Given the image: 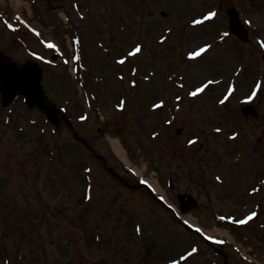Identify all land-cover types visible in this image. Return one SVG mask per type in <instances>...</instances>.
<instances>
[{
	"label": "rangeland",
	"instance_id": "1",
	"mask_svg": "<svg viewBox=\"0 0 264 264\" xmlns=\"http://www.w3.org/2000/svg\"><path fill=\"white\" fill-rule=\"evenodd\" d=\"M32 1L43 6L41 17L44 20L34 19L33 9L29 11L27 5L17 8L11 0L0 1V51H6L16 61L25 62L32 60L30 54L41 53L43 42L56 45L49 60L56 55L58 61L57 64L44 65L43 87L52 102L66 107L79 136L94 147L95 153L108 159L109 152L113 151L107 139L117 136L114 134L117 129L109 130L110 123L131 121L132 128L128 122H124L126 128H131L130 131L120 123L122 136L119 140L123 141L135 164L131 168L126 164H122V167L116 163L112 165L111 161L110 164L122 175L125 174L124 170H129L130 180H133V175L138 177L135 167L141 170L145 178H156L171 203L178 208V218L185 215L197 222L205 228L206 233L201 235L208 239L212 237L209 239L212 245L217 242L227 244L224 249L229 254L232 243H227L228 231L215 227L217 221L225 217L224 223L234 226L239 219H248L258 204L264 207V196L262 200L261 196L254 198L247 195V187L245 189L243 186L249 183L252 188L259 182L264 189V45L261 44L264 41V0H221L223 6L214 11L217 12V23L225 26V33L228 34V11L232 6L237 7L241 11L242 21L250 30V40L247 44H240L228 34L212 46L213 49L203 60L189 63L188 70L182 69L187 74L181 72V75H184L187 85L190 83L189 89H193L210 81L214 85L220 78L227 81L234 77L237 68H241L238 80L240 91L225 105L220 98L227 82L216 88H208L202 97H187L186 93L183 96L174 85L168 94L160 88L159 79L154 83L145 50L143 55L139 53L137 57L123 55L130 52L131 47H126L122 54L115 47L117 51L114 53L106 44L107 27L113 33L118 32L122 29V23L115 19L108 24L106 18L117 7L112 4L105 6V3L116 0H105L102 5L99 0H61L58 11L53 12L46 0ZM117 1L121 4L125 0ZM170 1L174 13L175 5L181 8V12L192 14L184 18L187 24L193 19L190 20L194 12L201 15L204 10L198 4L206 3L204 0ZM129 3V9H133L132 6L139 9L137 0H130ZM160 5L165 9L154 3L147 11L150 15L135 28L141 34V44L146 50L154 46L157 48L159 35L156 25L153 26L156 29L154 38L147 37L151 26L167 20L169 15L163 11L171 13L167 5ZM184 7L192 9L188 11ZM37 10L40 8L37 7ZM65 12L73 23L64 24L61 17L65 18ZM136 14L135 20H138ZM12 21L17 24V36L5 26ZM49 23H61L67 30L70 27L79 31L82 39V43H79L84 46L91 64H94L90 66L85 84L95 95L98 107L93 104L92 108L84 107L83 95L77 91L68 65L72 55L71 41L57 44V31L51 33ZM65 32L63 27L61 34ZM132 36L139 39L136 34ZM185 39L187 36L183 31L176 38V46L167 51L174 60L170 69L179 68L176 61L185 49ZM207 39L195 41L194 45L187 44L184 53L209 42ZM166 41L171 42V39L167 38ZM166 41L163 45H166ZM236 45L239 48H235ZM234 49L235 53H232ZM167 52L165 46L158 48L155 51L157 61L159 56L165 58ZM121 60L125 62L121 64ZM160 60L161 64L158 62L155 68L158 73H164L165 60ZM135 68L139 69L143 80L133 78ZM118 74H123L124 78L120 80ZM136 80L138 86L132 88ZM251 88L257 90L254 104L259 116L256 119L246 118L240 113V103L245 101ZM213 94L216 98L210 99ZM161 101L164 108L159 111L154 105ZM121 103L123 108L119 106ZM25 108L23 102L18 100L9 108V117L6 115L0 120V137L3 133L7 134L5 145L3 140L0 145V264H172L173 260L179 261V264H209V256L213 259L211 263L219 261V256L216 257L217 254L208 245L185 230L182 218L179 221L143 191L133 192L119 187L102 169V165H95L98 162L93 156L83 158L84 150L74 140L73 134L65 128L55 131L49 124L37 127L41 124L34 125L38 114L32 111L25 113ZM29 113L33 115L26 119ZM140 115L145 117V121L140 119ZM82 117L84 120L80 121ZM164 120L168 125H164ZM14 122L16 128L13 127ZM139 124L143 129L137 130ZM17 127L23 131L17 132ZM177 128L183 129L181 135L176 134ZM151 132L155 134L153 139ZM15 136L25 138V142H22L25 143L23 152H20L19 143H13ZM40 137V147L32 152L35 139ZM190 140L196 142L190 144ZM4 149L8 150V154ZM83 163L85 168L89 167V183L84 172H81ZM215 164H219V168ZM169 180L173 184L171 189L167 184ZM156 194L164 196L160 189ZM230 214L234 215L235 221L230 220L233 217ZM259 217L253 224H264V211L260 212ZM253 224L248 226L249 230L239 229L251 244L243 241L239 235L236 240L257 257L255 259L252 255L255 264H264V229L260 232V239L253 237ZM149 245L155 246L152 255L147 258L146 249L153 248ZM196 248L204 249L205 259L200 254L188 256ZM235 253H232L231 264H247L241 255Z\"/></svg>",
	"mask_w": 264,
	"mask_h": 264
},
{
	"label": "water",
	"instance_id": "2",
	"mask_svg": "<svg viewBox=\"0 0 264 264\" xmlns=\"http://www.w3.org/2000/svg\"><path fill=\"white\" fill-rule=\"evenodd\" d=\"M1 64H5V66L10 71L9 75L5 74L7 72H0L1 81L6 86L9 85L10 80L13 81V87L9 90V92L11 91L12 93H26L29 97L28 100L33 102L34 97L30 96L31 91L34 90L35 93L40 92V89H38V76H32L31 78L29 77L30 74L35 73L33 71L34 68L32 66H27L23 69H17L15 66L9 63H5V61L3 60L1 61Z\"/></svg>",
	"mask_w": 264,
	"mask_h": 264
},
{
	"label": "snow or ice",
	"instance_id": "3",
	"mask_svg": "<svg viewBox=\"0 0 264 264\" xmlns=\"http://www.w3.org/2000/svg\"><path fill=\"white\" fill-rule=\"evenodd\" d=\"M216 15H217V14H216L215 12H209L207 18H214V17H216ZM9 27H11V25H9ZM33 31H36V30L33 29ZM37 34H39V33H37ZM224 35L226 36V35H228V34L225 33ZM261 44L264 45V41H262ZM49 47L55 48L56 45H54V44H50ZM210 47H211L210 45H205L204 47L200 48L198 51H193V52H191V53H190V57H191V58L199 57L202 53L206 52ZM140 52H141V47L138 45V46H136V47L134 48L133 52L130 53V55H133V56H134V55H136V54H138V53H140ZM77 59H79V57H77ZM119 62H120L121 64H123L125 61H124V60H121V61H119ZM209 83H211V82H209ZM206 87H207V85H203L202 87H198V88H196L195 91L191 92L190 95L193 96V97H195V96H197L198 94L203 93ZM177 99H179V97H178ZM162 104H163V101H161L160 103L154 105V107L159 108V107L162 106ZM119 106H120L121 108H123V104H122V103H121ZM217 131H219V129H217ZM195 142H196L195 140H190V141H189L190 144L195 143ZM217 179H220V177H217ZM254 215H255V213H253V216H254ZM251 218H252L251 216L248 217V219H251ZM236 222H237V223H240V224H244V223H247V220H238V221H236ZM138 230H139V229H138ZM211 238H212V237H209V239H211ZM195 251H196V250L193 249L192 252H189V253H188V256H191ZM182 259H186V257H182ZM172 264H179V261L173 260Z\"/></svg>",
	"mask_w": 264,
	"mask_h": 264
},
{
	"label": "bare ground",
	"instance_id": "4",
	"mask_svg": "<svg viewBox=\"0 0 264 264\" xmlns=\"http://www.w3.org/2000/svg\"><path fill=\"white\" fill-rule=\"evenodd\" d=\"M112 145H113V149L115 150V152L117 153V155L120 156L124 161L127 162V164L130 165L129 160L126 158V156H125L126 154L122 150V148L120 147L119 143L117 141H112Z\"/></svg>",
	"mask_w": 264,
	"mask_h": 264
}]
</instances>
